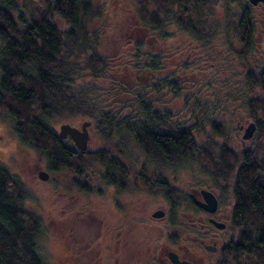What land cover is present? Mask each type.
Masks as SVG:
<instances>
[{"label":"trees","instance_id":"trees-1","mask_svg":"<svg viewBox=\"0 0 264 264\" xmlns=\"http://www.w3.org/2000/svg\"><path fill=\"white\" fill-rule=\"evenodd\" d=\"M220 1L0 0V118L11 121L19 144L33 150L48 173H64L67 189L83 194L99 195L111 177L153 190L147 172H161L156 178L163 181L164 169L183 164L209 173L215 187L235 172L231 234L210 264H264V50L253 40L256 15L243 0L236 20L218 33ZM118 4L149 39L188 40L219 71L195 82L185 50L152 52L141 40L117 59L104 55L102 40ZM245 120L255 125L248 140L238 128ZM82 121L101 143L85 153L55 127ZM96 175L99 185L90 180ZM27 195L0 163V264H44L42 222L24 208ZM199 212L188 193L173 187L174 250H191L187 216Z\"/></svg>","mask_w":264,"mask_h":264},{"label":"rangeland","instance_id":"rangeland-1","mask_svg":"<svg viewBox=\"0 0 264 264\" xmlns=\"http://www.w3.org/2000/svg\"><path fill=\"white\" fill-rule=\"evenodd\" d=\"M14 1L19 3V0ZM237 1L223 0L217 6L214 20L219 25L218 33H222L221 27L223 24L236 20V16L239 13ZM243 1L250 6L247 0ZM251 9L257 16L256 21L260 32L259 40L257 41L259 45L256 46L260 51H263L264 30L262 29H264V23L262 21L264 18V5L251 6ZM111 16H113L112 27L102 40L101 52L104 55L117 59L119 54L130 48V45L134 41L141 40L146 42V46L152 52L168 49L175 51L185 50L184 58L187 57V61L193 65L194 70L190 78H193L195 82L204 84L210 77L209 74L212 70L219 71V68L213 67L211 62L204 60V57L197 53L195 44L188 40H180L181 37H178L170 39L165 44L161 41L149 39L144 31L135 28V22L130 19L125 5L118 4L116 9L111 11ZM57 23L62 25L58 20ZM221 42L224 51L227 46L223 40ZM256 53L257 51L252 53V55L254 56ZM217 66L219 67L218 64ZM223 74L217 73L216 78H222ZM190 86V90H195L196 87L194 85L191 88ZM217 89H220V86ZM205 92L206 95H211L214 90L208 87ZM83 122L85 121L81 123L72 122L71 124L72 126L80 127ZM54 123L59 124L60 122ZM60 124L64 123L62 122ZM55 127L58 128L57 126ZM89 135L88 148H99L101 146L100 140L94 135L91 129ZM248 142L242 141V144L246 146L249 144ZM131 160L135 161L133 167L139 170L140 158L138 155L134 154ZM0 163L4 164L26 188L28 198L24 201V208L34 212L41 219L42 236L39 240V250L44 264H70L76 260L74 258L79 253L81 256L89 255V249L96 252L95 256L97 255L99 257V263L102 261L100 264L105 263V260L103 258L101 259L99 254L104 251L103 247L106 246L105 233L111 224L113 226L118 225L120 222L118 217L121 216V213L112 211L107 192L95 195L82 194L73 188L67 189L66 183H68V176L64 175V173L58 175L48 173L45 169L44 161L40 160L33 150L19 144L13 133L11 121L3 117L0 118ZM195 166L183 164L178 167L179 169H164L163 171L168 179H173V182L180 190L188 193L190 192L191 185H196L203 181V175L195 169ZM41 171L47 173L46 180L39 179L38 174ZM126 196H124L125 198L122 201L123 206L125 208L127 207V210L125 209L127 214L126 217L123 215L124 218L126 219L128 216L127 219L129 220H135L137 218L143 221L145 220V227L148 228V219L151 218L152 212L151 209L159 203L157 198L148 201V195L142 191H130ZM187 218L192 217L187 216ZM225 220L223 221L226 222ZM162 223L161 221H157L155 223L157 226L154 229L150 228L153 235H159L160 231L158 226L162 225ZM89 225H91V228H89ZM228 227L225 231H217L220 237L229 234L231 229ZM63 254H66L67 257L64 258Z\"/></svg>","mask_w":264,"mask_h":264},{"label":"flooded vegetation","instance_id":"flooded-vegetation-1","mask_svg":"<svg viewBox=\"0 0 264 264\" xmlns=\"http://www.w3.org/2000/svg\"><path fill=\"white\" fill-rule=\"evenodd\" d=\"M252 14L254 13L252 12ZM256 19L257 16L255 17V20ZM262 22L264 23V18ZM259 35L260 32L257 26L253 35V40L256 42V45H259L257 42L259 40ZM253 66L257 67V64L254 63ZM249 123L253 122L245 120L242 124H239L238 128L240 129L241 134H243L244 129ZM113 174L114 171H111V175ZM159 174L161 175V172H147L144 176L148 179L149 184L152 183L157 186V188H154L153 190L134 187L132 184L128 183L127 180H118L116 183H112L114 181L113 177L110 178L111 181L108 182L106 187H100V190L108 193V199L110 200L112 211H115V213H121V216L118 217V219H120L118 225L113 226V224H111L105 233L106 246L103 247L104 251L99 253L101 259L103 258L105 260V263L103 264H173V261L170 258V254L173 255V253L177 255V258L180 261H186L190 264H210L211 261L218 258L219 250L225 245V242L231 234L230 231L228 235H222V237H220L217 231H225L227 226L230 228L228 217H230L229 212L235 204L233 197V186L236 181V177L234 176L235 172L228 173L221 178L219 177V181L216 183L217 187H215L209 173L203 175L202 186L191 185L190 187V192H188V194L190 195L193 204L198 207L200 211L198 215L194 217L192 216L187 222L188 231L191 234V250L195 245L198 248V251H195L197 253L191 251L185 246H183L180 251L174 250L173 248V233L175 227L173 228L171 209L173 206V187L176 185L173 182V179H168L167 176H165L163 181H158L156 177ZM90 180L91 183L95 185L101 184L97 175L90 178ZM162 185L165 188L161 187ZM201 189L207 190L215 196L217 200V209L215 212H206L195 204L194 199L203 201L200 193ZM130 191H142L148 195V201L154 200L155 198L159 201V203L151 209L152 212L151 218L148 219V228L145 227V220L143 221L139 218L129 220L127 219L128 216L126 219L124 218L127 214V211H125L127 207L125 208L123 206L122 201L127 197L126 195H128ZM126 204L128 203L126 202ZM159 210L162 211L163 214L161 217L155 218L153 214ZM225 218H227V220H225ZM157 221L163 223L158 226L160 231L159 235L156 234L155 236L152 234L150 228L154 229L157 226L155 225ZM214 221L223 222L224 227L222 229L217 228ZM89 228H91V225H89ZM89 233L91 232L89 231ZM95 253L96 252H93L92 249H89V255L81 256L79 253V255L74 258L76 260L72 261L70 264H100L102 261L99 263V257H97V255L95 256ZM63 256L64 258L67 257L66 254H63ZM211 256L214 258L211 259Z\"/></svg>","mask_w":264,"mask_h":264},{"label":"water","instance_id":"water-1","mask_svg":"<svg viewBox=\"0 0 264 264\" xmlns=\"http://www.w3.org/2000/svg\"><path fill=\"white\" fill-rule=\"evenodd\" d=\"M247 2L251 6H256L258 4L264 5V0H247ZM89 125L90 123L87 121L83 122L80 125V127L72 126L67 123L60 124L58 126V135L61 139H66V138L70 139L72 143L74 144L75 148L79 152L85 153L89 146V137H90L89 131H88ZM254 130H255V125L253 123H249L248 126L243 131L242 139L243 140L250 139V137L254 133ZM38 177L40 180H46L47 173L41 171L39 172ZM200 193L202 195L203 201H198L194 199L195 204L201 207L206 212H209V213L215 212L217 209V200L215 196L211 192L204 190V189H201ZM162 214L163 212L159 210V211H156L153 214V216L155 218H159L162 216ZM214 224L217 228H220V229L224 227L223 222L214 221ZM170 258L173 261V264H190L186 261H180L177 258V255L175 253H173V255L170 254Z\"/></svg>","mask_w":264,"mask_h":264}]
</instances>
